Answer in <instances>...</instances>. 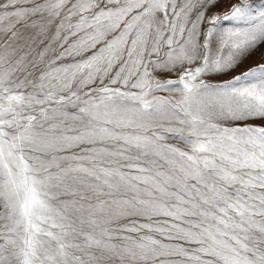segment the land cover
I'll return each mask as SVG.
<instances>
[{
    "label": "snow or ice",
    "instance_id": "1",
    "mask_svg": "<svg viewBox=\"0 0 264 264\" xmlns=\"http://www.w3.org/2000/svg\"><path fill=\"white\" fill-rule=\"evenodd\" d=\"M0 264H264V0H0Z\"/></svg>",
    "mask_w": 264,
    "mask_h": 264
}]
</instances>
